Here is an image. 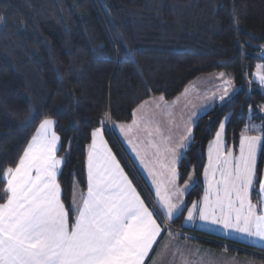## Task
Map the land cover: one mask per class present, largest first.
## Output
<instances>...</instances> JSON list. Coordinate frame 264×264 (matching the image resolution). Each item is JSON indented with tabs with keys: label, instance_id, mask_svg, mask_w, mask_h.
<instances>
[{
	"label": "trees",
	"instance_id": "obj_1",
	"mask_svg": "<svg viewBox=\"0 0 264 264\" xmlns=\"http://www.w3.org/2000/svg\"><path fill=\"white\" fill-rule=\"evenodd\" d=\"M262 47L264 0H0V176L15 167L40 122L51 118L60 137L58 183L67 206L75 186L86 189L91 133L103 127L152 208L107 120L129 123L147 99L171 101L196 78L224 73L237 92L198 117L177 166L179 185L190 174L195 178L170 223L181 228L187 209L203 196L206 147L221 122L226 145L234 151L246 123L264 125V90L252 79L256 66L264 64ZM257 176L264 178V147ZM4 187L0 181V194ZM197 234L200 243L216 248L226 241ZM227 242L231 250L264 261L263 251Z\"/></svg>",
	"mask_w": 264,
	"mask_h": 264
},
{
	"label": "snow or ice",
	"instance_id": "obj_2",
	"mask_svg": "<svg viewBox=\"0 0 264 264\" xmlns=\"http://www.w3.org/2000/svg\"><path fill=\"white\" fill-rule=\"evenodd\" d=\"M253 75L264 88V65H257ZM222 87L219 98L224 101L230 98L233 86L225 80ZM54 123L44 118L15 167L5 168L0 176L5 183L0 199L6 196V202L0 204V264H144L162 232L157 217L164 213L171 219L182 211L184 192L194 186V177L190 175L183 188L178 186L179 154L167 146L168 138L158 126L148 130L150 138L160 137L159 142L149 139L158 157L172 153L170 163H160L167 179H153L156 199L150 209L107 148L102 129L96 128L87 151V191L76 194L74 188L66 206L58 183L63 159L57 157L60 137ZM136 125L133 119L132 126ZM132 126L119 127L124 132ZM145 126L147 129V122ZM249 131L258 134L249 135ZM224 134L225 122H221L209 146L204 195L199 204L194 202L188 208L186 219L192 220L198 211L201 221L264 241V178L257 176V150L264 147V125L245 124L238 155L227 147ZM189 138L185 135L182 140ZM251 192L256 193L257 203L250 199Z\"/></svg>",
	"mask_w": 264,
	"mask_h": 264
},
{
	"label": "crops",
	"instance_id": "obj_3",
	"mask_svg": "<svg viewBox=\"0 0 264 264\" xmlns=\"http://www.w3.org/2000/svg\"><path fill=\"white\" fill-rule=\"evenodd\" d=\"M258 65H264V64L260 63ZM255 71L257 72V66L254 72ZM219 74L220 73H214L196 78L192 83H190L186 87V89L180 95H178L176 98H174L171 101H165L164 99L163 101H161L160 100L161 97H152L150 99H147L135 109V110L139 109L136 116L133 115L132 117V121L133 119L137 120L136 126H132V121L125 124H120L125 126H132L131 131L125 130L124 132H122L119 126H113L114 124L110 125V129L112 133L116 137L118 143L120 144L124 154L127 156L134 171L141 179L142 185H144V187L146 188V191L148 193L147 196L149 197L148 198L149 201L152 203V207L156 199L155 184H153V179H155L157 182H162L167 179L166 172L164 169L160 167V163L161 161H163L165 164L170 163L172 159V153L167 152L164 154L163 157H158L156 155V149L150 146L149 139L159 142L160 137L154 135L153 137L150 138L148 136V130H154L158 126L160 128L161 135L163 137L168 138L167 146L175 149L176 153L179 154L176 157L177 159L176 167H177L187 146L189 145L192 139V129L198 117H200L201 115H203L204 113L215 107L216 105H220L225 101L229 100L237 92L235 86L232 84L228 76L225 74V76L221 78ZM252 79L253 80L255 79L253 78V75H252ZM225 80L231 82V85L233 86V91L230 92V98L226 97L224 101H221L219 97L223 94L222 86ZM254 82L260 86L259 82L256 79L254 80ZM262 89L264 90V88ZM192 101H194L195 103H192ZM141 105H144V107L141 108L140 107ZM146 122L148 124L147 129L145 126ZM100 128L102 129L103 140L107 145V148L110 149L112 155L115 156L117 162L120 164V167L123 170L124 174L128 177L129 181H131L132 183L130 176L125 171L124 167L122 166V164L120 163L114 152L112 151L107 141L104 128L103 127ZM189 129H191L190 133L188 131ZM185 135H188L190 138L188 140H182V137H184ZM249 135H254V134H249ZM214 139L215 136L208 143L206 147L205 166L208 164L209 146ZM223 139L225 141V134ZM181 143L184 144L183 148L178 147V145H180ZM59 146H60V142L58 145V149ZM259 151L260 148H258L257 150V158ZM233 153L234 155L239 154V143L237 150L233 151ZM57 157L60 158L58 155ZM141 161H143V163H141ZM60 170L58 171V176ZM150 172L152 173V175H149ZM190 175L193 176V174ZM86 182H87V154H86ZM202 182L205 191L206 184L204 181L203 174H202ZM132 185L133 187H135L133 183ZM178 186L183 188L184 184L183 185L178 184ZM74 188L76 194H79L81 192L86 193L87 191V186L84 191H82L77 186H75ZM191 188L192 187H190L184 192L183 195L184 204H185V196ZM136 190L141 196V198L145 201V199L142 197V195L140 194L137 188ZM73 195H74V189H73ZM250 199L252 200V192L250 193ZM200 202L201 199L196 203L199 204ZM252 202L255 203L253 200ZM145 204L148 206L146 201ZM184 204L182 206V209L184 207ZM192 205L190 207H192ZM257 211L258 212L260 211V207H258ZM187 212L188 209L186 211V214L184 215L182 221V227L181 228L172 227L173 230L165 229L164 223H167L170 226V223L181 212L177 215H174L171 219H168L164 213H160V215L157 217V222L160 224L162 232L157 237V241L154 244L153 248L150 250L149 256L145 258L144 264H264V261L254 259L251 256L239 254L238 252L231 250L232 245L229 242H227V241H232L242 244L248 248H252V249H247L250 251L261 250V252L262 251L264 252V241L260 240L257 237L248 236L244 233L236 232L231 229L226 230L218 224H211L205 221H201L199 219L198 211L193 213L194 218L192 220H187L186 219ZM197 232H204L207 234H211L219 238H222L223 240L226 241L221 242L218 248L208 246L198 241L199 235L197 234Z\"/></svg>",
	"mask_w": 264,
	"mask_h": 264
},
{
	"label": "rangeland",
	"instance_id": "obj_4",
	"mask_svg": "<svg viewBox=\"0 0 264 264\" xmlns=\"http://www.w3.org/2000/svg\"><path fill=\"white\" fill-rule=\"evenodd\" d=\"M260 56H264V47L261 48V52H260ZM256 73V71L254 72ZM253 78H254V75H253ZM255 80V79H254ZM192 103H195L194 101H192ZM107 127L110 129V125H111V122L109 121V119L107 120ZM121 123H115L113 126H120ZM111 130V129H110ZM112 133V131H111ZM234 151V150H233ZM164 228L165 229H172V226L168 225L167 223H164ZM173 230V229H172Z\"/></svg>",
	"mask_w": 264,
	"mask_h": 264
},
{
	"label": "built area",
	"instance_id": "obj_5",
	"mask_svg": "<svg viewBox=\"0 0 264 264\" xmlns=\"http://www.w3.org/2000/svg\"><path fill=\"white\" fill-rule=\"evenodd\" d=\"M136 176V175H135ZM136 178L138 179V181L140 182V180H139V178L136 176ZM140 184H141V182H140ZM141 186H142V188H143V190H144V192H146L147 193V191H146V189L143 187V185L141 184ZM148 195V194H147Z\"/></svg>",
	"mask_w": 264,
	"mask_h": 264
}]
</instances>
